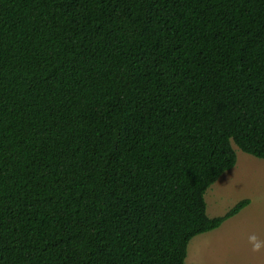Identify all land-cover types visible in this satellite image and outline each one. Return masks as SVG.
I'll return each mask as SVG.
<instances>
[{"label": "trees", "instance_id": "16d2710c", "mask_svg": "<svg viewBox=\"0 0 264 264\" xmlns=\"http://www.w3.org/2000/svg\"><path fill=\"white\" fill-rule=\"evenodd\" d=\"M264 160V0H0V264H185L205 196Z\"/></svg>", "mask_w": 264, "mask_h": 264}, {"label": "rangeland", "instance_id": "374dc122", "mask_svg": "<svg viewBox=\"0 0 264 264\" xmlns=\"http://www.w3.org/2000/svg\"><path fill=\"white\" fill-rule=\"evenodd\" d=\"M235 150L237 165L205 196L207 214L210 218L223 216L245 199L251 205L221 229L193 239L185 264H262L259 260H264L246 250L250 234L264 239V160Z\"/></svg>", "mask_w": 264, "mask_h": 264}, {"label": "clouds", "instance_id": "9594fccd", "mask_svg": "<svg viewBox=\"0 0 264 264\" xmlns=\"http://www.w3.org/2000/svg\"><path fill=\"white\" fill-rule=\"evenodd\" d=\"M248 244L251 247V251L257 254L264 253V239L256 233H252L248 236Z\"/></svg>", "mask_w": 264, "mask_h": 264}, {"label": "crops", "instance_id": "0c3cea01", "mask_svg": "<svg viewBox=\"0 0 264 264\" xmlns=\"http://www.w3.org/2000/svg\"><path fill=\"white\" fill-rule=\"evenodd\" d=\"M241 174V173H240ZM245 200H249L250 201V204L246 207V208H248L250 205H251V200L250 199H245ZM245 208V209H246ZM222 228V227H221ZM220 228V229H221ZM219 230V229H218ZM247 251H251V248H250V245H248V241H247ZM252 254H255V256L256 257H262V258H264V253H261V254H257V253H254V252H252ZM259 262H261L262 264H264V260H259ZM257 264V263H256Z\"/></svg>", "mask_w": 264, "mask_h": 264}]
</instances>
